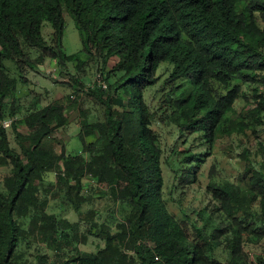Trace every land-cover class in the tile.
<instances>
[{
  "label": "trees",
  "instance_id": "16d2710c",
  "mask_svg": "<svg viewBox=\"0 0 264 264\" xmlns=\"http://www.w3.org/2000/svg\"><path fill=\"white\" fill-rule=\"evenodd\" d=\"M65 14L79 31L78 55L68 56L62 48ZM45 24L51 28L49 41L43 35ZM23 44L38 50V57L31 59L24 53ZM46 58L61 65L74 62L80 70L92 63L108 85L107 92L96 87L87 95L104 107L103 120L90 123L84 119L77 135L79 153L88 154V161L81 155L72 157L64 151L57 154L42 148V142L55 131L52 123L61 128L66 125L56 104L43 108L34 105L28 110L23 120L29 130L26 137L13 121L10 127L20 151L10 146L2 127L7 118L14 119L18 114V80L11 75L7 62L20 73L24 65L35 69ZM161 68L169 74L164 85L170 88L163 102L164 119L159 116L160 120L173 123L178 140L185 145L192 138L200 147L197 152L192 147L175 151V178L187 188L204 158L211 154L219 134L246 132L251 130L250 124H261L264 93L255 91L256 107L247 119H252L251 123L236 115L234 104L242 85L264 82V0H0V168L10 165L13 177L10 190L0 194V264H12V254L25 234L22 220H48L34 205L39 192L36 185L47 172L54 173L65 185L70 200V192L78 196L88 173L92 181L109 187L112 195L129 208L126 223L117 232L106 224L99 226L96 236L104 241L102 249L73 261L219 264L213 258L214 246L204 242L206 230L193 225V237L189 239L188 227L165 209L160 167L163 151L160 137L152 128L158 117L144 100L145 92L157 85ZM66 85L81 87L82 83L75 78ZM249 174L248 191L253 200L247 204L251 209L259 201L263 215L256 219L261 226L253 229L264 235V174L252 165L245 176ZM208 190L219 212L232 216L241 209L240 188L227 184L212 185ZM49 225L54 234L64 230L56 223ZM227 227L212 230V238L230 229L231 237L225 245L228 255L232 259L245 257L243 228L240 223ZM252 227L251 222L248 228ZM49 239L46 234L44 242ZM203 243L208 245L209 261L201 253ZM127 244L133 256L126 253Z\"/></svg>",
  "mask_w": 264,
  "mask_h": 264
},
{
  "label": "rangeland",
  "instance_id": "374dc122",
  "mask_svg": "<svg viewBox=\"0 0 264 264\" xmlns=\"http://www.w3.org/2000/svg\"><path fill=\"white\" fill-rule=\"evenodd\" d=\"M43 35L47 41L50 40L49 24H45ZM62 48L68 56L78 55L81 52L79 31L66 14ZM23 50L31 59H36L39 55L38 50L30 49L25 44H23ZM7 67L11 75L18 80L16 94L18 114L14 117L18 132L25 137L29 134L23 120L32 106L38 105L39 108H43L56 104L62 109L66 125L61 128L52 123L55 131L52 136L42 142V148L52 150L57 154L64 151L67 156L72 157L81 155L85 161H88V154L79 153L81 144L77 135L84 119L92 123L102 121L104 117V107L87 96L93 86L96 88L97 77H101L98 67L89 63L80 70L75 67L74 62L67 61L61 65L48 58L35 69L24 65L23 72L20 73L16 71L15 65L11 62H7ZM168 76L165 68H161L157 73V85L147 90L144 95L145 103L151 110L156 111L158 117L156 118L157 124L152 128L160 137L163 151L160 167L164 180L163 199L167 213L175 221L188 227L189 239L193 237V225L205 229L204 242L214 246L213 258L219 264H264V235L253 229L261 226L256 219H260L263 215L259 201H255L249 209L247 203L253 200V194L248 191V178L251 174L248 177L245 176L246 169L250 165L264 174V113L260 114L261 124H250L252 131L234 132L231 135L223 132L219 134L215 139L211 154L204 158L195 180L187 188H182L173 170L175 151L183 152L192 147V151L197 152L200 147L196 146L192 138L185 145L181 139L178 140L174 124L160 120L164 119L162 117L163 102L169 94L170 87L164 85ZM75 78L80 80L81 87L66 85L68 81ZM256 89L259 94L264 93V82H258L256 85H242V93L234 104L236 115L244 117L247 122L248 114L256 107ZM71 95L77 96V99L71 101ZM119 98H123L122 93H119ZM251 121L252 119H249L248 123ZM6 131L10 146L20 151L12 128H6ZM87 140L94 141L93 138ZM27 142H25L26 145H28ZM42 176V181L36 182L39 192L34 197L36 199L34 205L38 210L37 213L46 216L48 220L40 217H38L39 220H22L25 234L21 236L20 244L12 254V264H64L66 262L79 264L73 260L77 257L95 254L104 247L102 238L96 236L100 225L106 224L112 228V231L117 232L118 228L126 223L129 208L122 205L118 198L112 195L109 187L92 181L88 173L82 179L83 187L78 196L74 197V192H70L71 200L65 193V185L58 182L54 173L47 172ZM12 179V167L10 165L1 167V195L10 190ZM227 184L242 190L239 191L238 202V207L241 209L237 208V212L232 216L225 211L217 210L219 205L212 198V192L208 190V187L212 185L221 187ZM74 204H79L78 208ZM250 213L252 215L248 218ZM51 222L61 226L64 230L60 229L62 232L52 233L49 231ZM251 222L254 227L249 229ZM229 223L234 226L240 223L243 228L241 246L245 257H240L242 260L232 259L225 249L226 240L231 237L230 229L212 238V230L228 228ZM46 234L51 239L44 242ZM125 246L126 253L133 256L134 252L129 245ZM207 248L208 245L203 243L201 253L205 259L209 256Z\"/></svg>",
  "mask_w": 264,
  "mask_h": 264
},
{
  "label": "built area",
  "instance_id": "2783aa9c",
  "mask_svg": "<svg viewBox=\"0 0 264 264\" xmlns=\"http://www.w3.org/2000/svg\"><path fill=\"white\" fill-rule=\"evenodd\" d=\"M97 78L98 79H96V85H95V87L100 88L104 92L107 91V89H108L107 83L102 79V77H99L98 76ZM92 88H94V86ZM76 97L77 96H75V95H71L70 96L71 101H75L77 99ZM13 121H14V119H7V120H5L2 123V127L4 129L9 128L12 125Z\"/></svg>",
  "mask_w": 264,
  "mask_h": 264
}]
</instances>
